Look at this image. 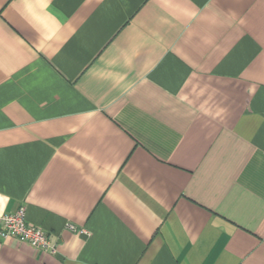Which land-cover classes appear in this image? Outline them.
I'll return each mask as SVG.
<instances>
[{
	"label": "crops",
	"instance_id": "0c3cea01",
	"mask_svg": "<svg viewBox=\"0 0 264 264\" xmlns=\"http://www.w3.org/2000/svg\"><path fill=\"white\" fill-rule=\"evenodd\" d=\"M20 207L0 264H264V0H0Z\"/></svg>",
	"mask_w": 264,
	"mask_h": 264
},
{
	"label": "built area",
	"instance_id": "2783aa9c",
	"mask_svg": "<svg viewBox=\"0 0 264 264\" xmlns=\"http://www.w3.org/2000/svg\"><path fill=\"white\" fill-rule=\"evenodd\" d=\"M70 229L75 230L73 226ZM82 234H87L85 230ZM0 238L17 239L34 249L51 254L56 253L55 245L50 241L48 234L40 227L28 224L26 209L20 207L17 211L0 216Z\"/></svg>",
	"mask_w": 264,
	"mask_h": 264
}]
</instances>
